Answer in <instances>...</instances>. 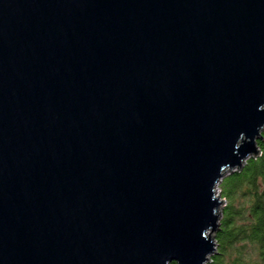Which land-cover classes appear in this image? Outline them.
<instances>
[{"label":"water","instance_id":"95a60500","mask_svg":"<svg viewBox=\"0 0 264 264\" xmlns=\"http://www.w3.org/2000/svg\"><path fill=\"white\" fill-rule=\"evenodd\" d=\"M263 132L264 0H0V264H210Z\"/></svg>","mask_w":264,"mask_h":264},{"label":"trees","instance_id":"16d2710c","mask_svg":"<svg viewBox=\"0 0 264 264\" xmlns=\"http://www.w3.org/2000/svg\"><path fill=\"white\" fill-rule=\"evenodd\" d=\"M257 145L256 160L221 181L225 207L215 234L217 254L210 264H264V132ZM242 186L235 203L234 193Z\"/></svg>","mask_w":264,"mask_h":264},{"label":"rangeland","instance_id":"374dc122","mask_svg":"<svg viewBox=\"0 0 264 264\" xmlns=\"http://www.w3.org/2000/svg\"><path fill=\"white\" fill-rule=\"evenodd\" d=\"M249 160H247V162H248ZM247 162H246V164H247ZM245 164V165H246ZM245 165L242 167V169L245 167ZM242 169L240 170V171H242ZM240 171H236V172H240ZM229 175H231V174H229V173H227L224 177H223V179L224 178H226L227 176H229ZM222 179V180H223ZM221 180V181H222ZM221 181L219 182V184L217 185V187H216V191L217 192H219V193H221V191H220V189H221V186H220V184H221ZM243 186L242 187H240V188H238V189H236V191H235V193H234V196H233V201H235V203H236V199H239V196L241 195V192H243ZM225 207V202H224V204L222 205V207H221V209H220V213H221V216H220V218H219V223L221 222V219H222V211H223V208ZM215 234H216V232L214 233V238H215Z\"/></svg>","mask_w":264,"mask_h":264},{"label":"built area","instance_id":"2783aa9c","mask_svg":"<svg viewBox=\"0 0 264 264\" xmlns=\"http://www.w3.org/2000/svg\"><path fill=\"white\" fill-rule=\"evenodd\" d=\"M214 193H215L216 196H219L220 197V199L223 201V204H224L225 200L221 197V193H219V192L216 191V188L214 190Z\"/></svg>","mask_w":264,"mask_h":264},{"label":"flooded vegetation","instance_id":"af4514ba","mask_svg":"<svg viewBox=\"0 0 264 264\" xmlns=\"http://www.w3.org/2000/svg\"><path fill=\"white\" fill-rule=\"evenodd\" d=\"M254 160H256V159H252V161H254ZM218 231V230H217Z\"/></svg>","mask_w":264,"mask_h":264}]
</instances>
